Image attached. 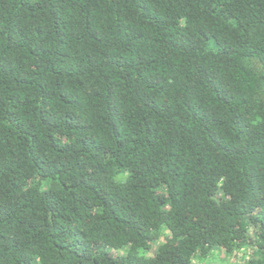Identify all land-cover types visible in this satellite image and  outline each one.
<instances>
[{"label": "trees", "instance_id": "trees-1", "mask_svg": "<svg viewBox=\"0 0 264 264\" xmlns=\"http://www.w3.org/2000/svg\"><path fill=\"white\" fill-rule=\"evenodd\" d=\"M0 264H264V0H0Z\"/></svg>", "mask_w": 264, "mask_h": 264}]
</instances>
